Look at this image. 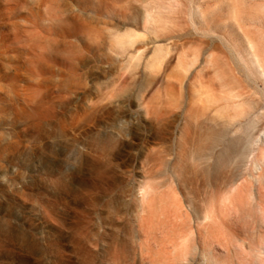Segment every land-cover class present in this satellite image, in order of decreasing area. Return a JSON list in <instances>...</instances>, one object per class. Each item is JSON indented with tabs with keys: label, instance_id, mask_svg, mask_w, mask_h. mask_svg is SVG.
<instances>
[{
	"label": "rangeland",
	"instance_id": "obj_1",
	"mask_svg": "<svg viewBox=\"0 0 264 264\" xmlns=\"http://www.w3.org/2000/svg\"><path fill=\"white\" fill-rule=\"evenodd\" d=\"M0 264H264V0H0Z\"/></svg>",
	"mask_w": 264,
	"mask_h": 264
}]
</instances>
